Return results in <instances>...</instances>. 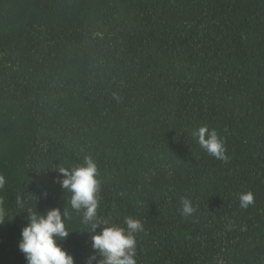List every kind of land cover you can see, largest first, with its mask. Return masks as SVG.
I'll return each mask as SVG.
<instances>
[{
    "label": "trees",
    "instance_id": "1",
    "mask_svg": "<svg viewBox=\"0 0 264 264\" xmlns=\"http://www.w3.org/2000/svg\"><path fill=\"white\" fill-rule=\"evenodd\" d=\"M89 157L99 217L143 225L137 264H264V0H0V264H27L28 209L56 207L85 264L59 168Z\"/></svg>",
    "mask_w": 264,
    "mask_h": 264
},
{
    "label": "clouds",
    "instance_id": "2",
    "mask_svg": "<svg viewBox=\"0 0 264 264\" xmlns=\"http://www.w3.org/2000/svg\"><path fill=\"white\" fill-rule=\"evenodd\" d=\"M192 135L208 155L218 160L228 159L226 140L217 129L202 125ZM59 172L62 174V188L71 193V210L80 214L81 233L86 231L89 234L92 253L85 264H137L135 234L143 231V225L132 216L124 218L125 226L109 224L99 217L100 183L97 163L89 157L77 166L60 167ZM4 183L5 178L0 175V187ZM238 199L242 208H248L254 204V193L251 190L242 191ZM181 203L183 215L188 216L194 212L190 200L185 198ZM18 204L21 208L25 207L19 199ZM27 212L28 223L22 228L18 245L27 264H76L74 255L61 243L74 231L70 226L72 212L64 210L62 213L59 207L48 208L43 213L29 208ZM6 219H11L9 214L0 209V225Z\"/></svg>",
    "mask_w": 264,
    "mask_h": 264
}]
</instances>
